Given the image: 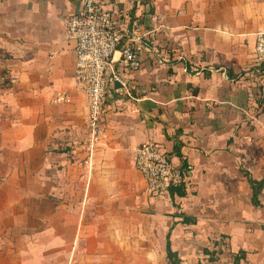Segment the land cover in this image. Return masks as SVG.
<instances>
[{
	"label": "crops",
	"instance_id": "obj_1",
	"mask_svg": "<svg viewBox=\"0 0 264 264\" xmlns=\"http://www.w3.org/2000/svg\"><path fill=\"white\" fill-rule=\"evenodd\" d=\"M108 6L142 66L126 87L109 70L87 165V101L66 29L81 0H0V264H170L168 237L181 264H236L240 252L237 264H264V77L254 62L264 0ZM144 142L192 164L185 196L146 194L134 165ZM244 171L263 183L260 204Z\"/></svg>",
	"mask_w": 264,
	"mask_h": 264
},
{
	"label": "built area",
	"instance_id": "obj_2",
	"mask_svg": "<svg viewBox=\"0 0 264 264\" xmlns=\"http://www.w3.org/2000/svg\"><path fill=\"white\" fill-rule=\"evenodd\" d=\"M66 29L75 41V86L87 101L88 136L83 146L85 164L90 165L103 133V118L107 103V81L111 70L112 81L128 86L129 74L142 66L138 48L131 43L121 45L123 34L115 11L108 0H81L78 11L69 15ZM120 51L123 71L113 68L115 54ZM258 74L264 77V29L256 33L254 55ZM264 99V89L260 94ZM68 95L54 98L55 103L69 101ZM134 165L145 180L146 194L155 202L172 203V190L188 186L192 164H175L168 152L158 143L144 142L135 151Z\"/></svg>",
	"mask_w": 264,
	"mask_h": 264
},
{
	"label": "trees",
	"instance_id": "obj_3",
	"mask_svg": "<svg viewBox=\"0 0 264 264\" xmlns=\"http://www.w3.org/2000/svg\"><path fill=\"white\" fill-rule=\"evenodd\" d=\"M124 43L121 42V45L119 46V48L123 45ZM246 177L248 178L252 188L254 189V199L256 200L262 186H263V183L262 182H259V181H256L255 179L252 178V176L250 175V173L248 171H244ZM179 195V196H185L186 195V186H182V187H179V188H175L172 190V196L175 197V195ZM256 203L257 204H260L257 202L256 200ZM167 252H168V259H169V262L170 264H181V259L179 257V254L175 251L172 250L171 248V242H170V239L168 237V243H167ZM205 253H208L210 254L211 257L214 256V253L210 250H206ZM243 257V253L240 252V256L239 254H237L235 256V263H239V257Z\"/></svg>",
	"mask_w": 264,
	"mask_h": 264
}]
</instances>
